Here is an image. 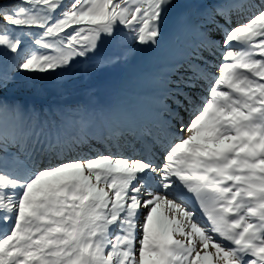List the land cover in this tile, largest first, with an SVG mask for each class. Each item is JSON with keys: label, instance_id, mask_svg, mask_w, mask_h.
<instances>
[{"label": "snow or ice", "instance_id": "snow-or-ice-1", "mask_svg": "<svg viewBox=\"0 0 264 264\" xmlns=\"http://www.w3.org/2000/svg\"><path fill=\"white\" fill-rule=\"evenodd\" d=\"M208 2L0 0V62H15L13 72L0 71V264H264V0ZM243 8L253 11L233 24ZM194 9L223 34L217 42L202 28L201 44L186 53L169 106L183 135L169 139L164 122L159 164L71 158L84 135L37 133L28 109L7 96L20 80L70 70L105 38L122 43L124 29L158 47L169 18L188 24ZM218 51L213 74L206 53Z\"/></svg>", "mask_w": 264, "mask_h": 264}, {"label": "bare ground", "instance_id": "bare-ground-1", "mask_svg": "<svg viewBox=\"0 0 264 264\" xmlns=\"http://www.w3.org/2000/svg\"><path fill=\"white\" fill-rule=\"evenodd\" d=\"M240 0H209L208 7L215 4H238ZM246 2V0H245ZM248 8L235 9L232 13V23L243 22L251 14ZM169 24L165 27L164 36L160 45L152 46L149 58L132 71V77L127 83L114 92L104 105L88 103L93 115L90 117L89 127L93 121L91 130L86 137L87 146L81 144L72 154L71 158H86L98 155H110L114 157H126L132 160L142 157L150 158L154 163L162 162L164 151L159 142V132L165 121H170L171 131L174 136L169 139H179L183 133L177 131L178 120H171V108H175L170 98V92L174 89L183 70L186 53L201 44V29L210 31L213 38L219 42L222 32H219L212 24L205 25L203 16L193 10L190 23L182 25L176 15L171 16ZM219 19V18H218ZM223 25L224 21L220 20ZM209 55L208 64L211 72L217 73V66L221 63L220 52ZM143 61V60H142ZM207 83L202 84L196 90L199 101L208 96ZM99 106H104L99 108ZM93 110L97 113L94 115ZM183 122L187 123L189 116L181 110ZM94 116L96 117L94 119ZM88 127V128H89ZM84 133V134H83ZM151 133V134H149ZM76 137L73 134L70 138ZM88 140H97L90 144ZM167 141H165L166 143ZM83 149V150H81ZM82 155H79L78 152ZM85 153V154H84ZM187 206L192 209L203 223H207L202 211H199L195 201L187 192H183ZM2 229V228H1ZM0 230V235H1Z\"/></svg>", "mask_w": 264, "mask_h": 264}, {"label": "rangeland", "instance_id": "rangeland-1", "mask_svg": "<svg viewBox=\"0 0 264 264\" xmlns=\"http://www.w3.org/2000/svg\"><path fill=\"white\" fill-rule=\"evenodd\" d=\"M121 35L126 37L122 43L118 44L105 38L96 54L88 59L77 58L68 71L58 70L57 73L38 74L36 79L18 81L17 87L8 91V98L18 101L28 109L31 127L37 133H43V136L59 135L67 139L72 134L79 136L86 129L87 135L94 121H91L89 127L93 113L88 103L104 105L108 102V98L113 94L111 92L127 83L132 77L133 68L139 63L142 65L144 59L147 60L151 54L152 46L139 45L131 39L133 34L126 29L122 30ZM125 49L132 50V54L126 59L117 63H106L112 57L121 56ZM5 70L9 73L15 70V62L10 57H5L0 62V71ZM93 112L97 115L94 110ZM55 115H58L61 121ZM24 130H28L27 125ZM96 141L88 140L90 144ZM76 152L82 155L81 152ZM0 230L3 234L7 229L0 225Z\"/></svg>", "mask_w": 264, "mask_h": 264}]
</instances>
